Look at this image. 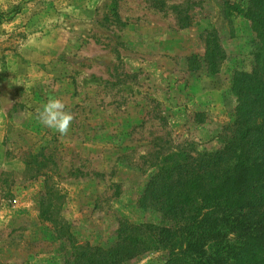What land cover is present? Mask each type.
I'll use <instances>...</instances> for the list:
<instances>
[{"label": "rangeland", "instance_id": "1", "mask_svg": "<svg viewBox=\"0 0 264 264\" xmlns=\"http://www.w3.org/2000/svg\"><path fill=\"white\" fill-rule=\"evenodd\" d=\"M237 1L0 0V264H63L67 234L106 247L119 219L160 222L137 204L149 163L215 149L230 72L248 68L255 35L224 8ZM210 29L215 75L197 69ZM49 97L73 116L66 135L38 118Z\"/></svg>", "mask_w": 264, "mask_h": 264}, {"label": "trees", "instance_id": "2", "mask_svg": "<svg viewBox=\"0 0 264 264\" xmlns=\"http://www.w3.org/2000/svg\"><path fill=\"white\" fill-rule=\"evenodd\" d=\"M224 8L226 17L248 21L255 36L248 68L230 72L234 105L217 147L159 152L137 204L158 213L160 222L119 219L106 247L78 244L67 234L63 264H129L150 253L162 254V264H264V0ZM204 32L197 69L215 75L226 55L215 29Z\"/></svg>", "mask_w": 264, "mask_h": 264}, {"label": "clouds", "instance_id": "3", "mask_svg": "<svg viewBox=\"0 0 264 264\" xmlns=\"http://www.w3.org/2000/svg\"><path fill=\"white\" fill-rule=\"evenodd\" d=\"M38 118L43 126L61 135L68 133L73 120L72 114L65 110L64 103L56 97L47 99L38 110Z\"/></svg>", "mask_w": 264, "mask_h": 264}]
</instances>
